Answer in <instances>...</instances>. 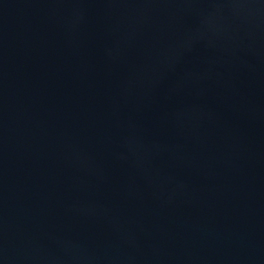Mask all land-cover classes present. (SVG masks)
<instances>
[{
    "label": "water",
    "instance_id": "1",
    "mask_svg": "<svg viewBox=\"0 0 264 264\" xmlns=\"http://www.w3.org/2000/svg\"><path fill=\"white\" fill-rule=\"evenodd\" d=\"M0 264H264V0H0Z\"/></svg>",
    "mask_w": 264,
    "mask_h": 264
}]
</instances>
